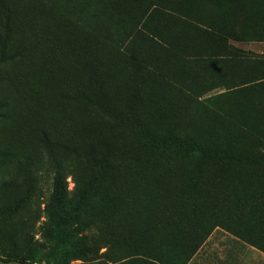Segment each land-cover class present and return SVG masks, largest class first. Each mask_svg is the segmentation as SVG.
I'll use <instances>...</instances> for the list:
<instances>
[{
  "label": "rangeland",
  "instance_id": "374dc122",
  "mask_svg": "<svg viewBox=\"0 0 264 264\" xmlns=\"http://www.w3.org/2000/svg\"><path fill=\"white\" fill-rule=\"evenodd\" d=\"M241 1L178 0L168 18L154 0H0V264H264V170L210 175L225 149H263L264 0ZM97 72L156 154L134 149V120L102 122ZM41 131L109 141L113 182L82 200L68 174L57 204Z\"/></svg>",
  "mask_w": 264,
  "mask_h": 264
},
{
  "label": "trees",
  "instance_id": "16d2710c",
  "mask_svg": "<svg viewBox=\"0 0 264 264\" xmlns=\"http://www.w3.org/2000/svg\"><path fill=\"white\" fill-rule=\"evenodd\" d=\"M243 3L241 0H228V4L231 3ZM178 0H154L153 3L148 7H159L161 12L168 18H176L173 15L175 14V10H181V5ZM150 10V11H151ZM9 30L6 25L5 38L0 41V56L3 59H7L10 57V47L8 44ZM133 39L141 38L144 42L149 38L143 32H134L131 34ZM16 57L18 54H11ZM132 65L134 67V76L140 75L141 64L132 58ZM102 75L98 72L94 74L91 85L89 89V93L86 96L87 101L90 100L92 102V97L94 99L95 105L94 108L96 111L100 112L102 122L109 123L113 120H123L126 122L135 121L136 127L138 131L137 135V143L134 145V149L136 151H147L152 154H156L160 150L163 139L155 137L151 134L150 131L146 129L143 118L133 117L128 109L125 111L123 108L112 107L110 103L114 99V92L111 93L103 84ZM139 81H141L139 76ZM136 86V85H135ZM136 92L131 91V95L136 97ZM37 142L39 143L40 153L38 154V158H44L46 156V150L50 153L47 167L51 172V197L57 203H62L68 195V183L67 176L68 174H72L74 189L77 192V196L80 199L84 200L86 198L93 197L97 193L96 189L93 187V184H104V183H112L115 176L114 171V156L112 148L114 145H111L109 141L102 140L99 144L94 142H88L86 144L80 145H71L69 143H63L56 141L54 139L49 138L46 131H41L38 135ZM44 153V154H43ZM218 159L216 161V166L211 168L210 175L215 178H222L223 172L227 167H235L239 163L244 162L246 158L247 162L252 166H255L257 169L264 170V143L263 149H252L247 155H243L242 153H235L230 151L229 149H225L218 155ZM46 158V157H45ZM78 162L83 163L86 168H89L85 172H79L76 169V164ZM76 169V170H75ZM35 189H37L35 187ZM34 194H36L34 192ZM263 220L262 217H259ZM264 235L263 233H260ZM255 244L259 247L264 248V240L262 237H258L254 239ZM33 258V257H32ZM23 264L26 263L25 260H22ZM27 264V263H26Z\"/></svg>",
  "mask_w": 264,
  "mask_h": 264
}]
</instances>
